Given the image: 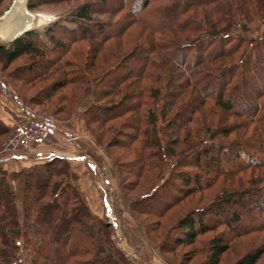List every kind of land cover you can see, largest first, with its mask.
<instances>
[{"label": "trees", "instance_id": "16d2710c", "mask_svg": "<svg viewBox=\"0 0 264 264\" xmlns=\"http://www.w3.org/2000/svg\"><path fill=\"white\" fill-rule=\"evenodd\" d=\"M133 1L128 7L133 16L127 26L134 21L141 23L150 33L149 39L138 45L136 65L130 64L119 73L114 67L104 76L101 94L107 95L108 86L123 85L133 78L143 87L129 98L142 94L153 104L159 101L158 113L149 106L140 114L139 126L131 125L136 132L130 144L137 157L136 172L159 168V176L166 172L168 176L163 189L146 198L150 200L145 201L144 209L161 207L153 212L166 217L189 195L212 187L220 177L259 170L241 180V186L227 187L206 205L188 210L175 227L179 233L175 239L181 245H192L198 235L216 232L203 264H220L233 240L264 232V35H244L252 20L262 22L264 0ZM26 7L34 10L33 0H27ZM89 12L88 6L75 11L72 21L79 30H65L63 41L56 42L61 51L67 40L73 44L75 39L95 32L103 42L100 32L104 25H97L92 32L93 23L86 20ZM37 33L26 31L8 48L0 46L6 63L28 54L39 59L23 68L29 74L27 79L39 78L60 60V54L47 58L36 46ZM75 80L76 76L62 78L44 92L52 94ZM186 95V103L173 115V107ZM131 104H123V108L127 110ZM114 107L105 108L101 115L108 112L110 119L119 117L123 108L110 113ZM200 113L219 115V123L210 125L211 121L201 120ZM158 117L162 124L157 127ZM7 130L0 122V136ZM240 131L250 134L237 137ZM231 134L236 136L228 140ZM177 143L182 148L177 150ZM69 170L68 161L59 157L21 170L18 176L23 189L16 198L12 186L0 178L1 261L24 264L16 257L24 245L30 249V264H135L113 244L107 222L83 225L79 221L92 212L79 186L58 180L72 174ZM126 203L128 208L138 206L131 200ZM263 254L264 250H253L234 264H257Z\"/></svg>", "mask_w": 264, "mask_h": 264}, {"label": "rangeland", "instance_id": "374dc122", "mask_svg": "<svg viewBox=\"0 0 264 264\" xmlns=\"http://www.w3.org/2000/svg\"><path fill=\"white\" fill-rule=\"evenodd\" d=\"M12 1L0 0V16L10 7ZM131 3L134 1L33 0L35 9L31 12L49 18L46 28L40 31L37 29L36 46L42 49L47 58H55V54L58 56L60 54V60L56 61L52 69L41 73L39 78L27 79L29 74L24 72L23 68L39 62L38 58L28 54L9 64L0 56V113L7 116V122L2 119L0 122L8 129L7 132L9 131L0 136V178L2 177L12 186L13 195L16 198L23 189L22 178L18 176L21 170L32 168L35 165L40 166L59 157L50 152L47 158L41 159V155L37 152H22L17 158L14 156L9 158L3 152V143L8 140L16 123L48 117L54 121V124L57 123L75 133L78 138L72 140L71 135L69 140H77L79 143L77 147L85 156L82 160L91 167H88L89 175L83 165L71 166L69 164V172L72 174L58 177V180L61 178L64 183L72 182L79 187L80 179L83 180L88 197H85L81 188L80 191L83 193L88 210L92 212L89 218L83 215L80 217L79 221L83 225L88 222L98 224L101 220L107 222L110 226V239L113 244L135 264H203L208 244L216 232L198 235L192 245H181L175 239L179 235L175 229L178 221L188 210L206 205L218 192L227 187L241 186V180L249 177L252 171L257 173L259 170L254 169L234 176L220 177L212 187L189 195L183 203L171 209L165 215L166 217L153 212L161 207L153 211L144 209L147 208L144 206L145 201L150 200L146 198L155 193V190L160 192L168 176L167 172L159 176V168H152V171L141 168L139 172H136L137 169L133 166L137 164V157L130 149L136 132L131 125L139 126L140 114L147 111L149 106L150 108L152 106L154 112L158 113L159 101L155 100L153 104L151 99L145 95L142 97V94L129 98L130 94L139 92L141 86L143 87L140 80L133 81V78L126 80L123 85L108 86L107 95L102 96L101 94L104 76L114 71L112 70L114 67L119 69V73L130 64L136 65L133 61L137 54L136 51H139L138 45L150 36L141 23L134 21L127 26L133 16L128 8ZM82 6H88L90 9L86 20L93 23L91 31L95 30L97 25H104V31L100 34L105 38L102 42L101 39L95 37L98 34L95 32L92 33L94 35L75 39L76 43L73 44H70L71 40H67L64 49L66 51H61L56 42L63 41L62 36L66 33L65 30L78 29V25L72 20L75 17V11ZM248 24L251 25H248L249 29L244 31L245 36L264 35V18L262 22L252 20V23ZM117 30L119 32H116ZM46 33L50 37L49 40ZM77 34H80V31ZM11 42L0 43V46L8 48ZM72 76L77 77L74 83L67 84L49 95L44 92V89L53 82L59 83L62 78ZM188 98L189 96L186 95L173 107V115L180 110L181 103H186ZM121 103L122 105L119 106L121 108L124 107L123 104L128 106L130 103L133 104L127 110L123 108L121 115L117 118L110 119L108 112L101 115L100 112L105 108ZM119 107L112 108L110 113L118 112ZM21 110L25 112L22 113ZM14 112L22 117L16 116ZM103 117L104 121H102ZM200 117L201 120L203 118V120L211 121L209 123L212 126L219 123V115L211 117L200 113ZM161 121L162 119L158 117L157 127L161 126ZM249 134V131H240L237 137H245ZM161 136L163 137L162 134ZM235 136L231 134L228 140ZM163 139L165 141L164 137ZM48 144L49 141H47ZM179 148H182V145L177 143L176 149ZM40 150L48 151L49 147L46 146ZM88 182L91 186L89 188L86 186ZM45 200L50 199L45 198ZM129 200L132 201L134 207L138 206L128 208L126 202ZM95 208L99 209L97 212L100 214L93 212ZM150 209L152 210V207ZM75 236L79 235L75 234ZM148 243L157 245L159 248L151 247ZM263 248L264 232L251 233L237 238L230 243V248L223 255L220 264H234L246 253L256 249L263 251ZM16 254V257L24 264H30L31 253L27 246H20ZM104 254H107L106 249ZM0 264L7 263L1 261L0 258ZM257 264H264V254Z\"/></svg>", "mask_w": 264, "mask_h": 264}, {"label": "built area", "instance_id": "2783aa9c", "mask_svg": "<svg viewBox=\"0 0 264 264\" xmlns=\"http://www.w3.org/2000/svg\"><path fill=\"white\" fill-rule=\"evenodd\" d=\"M54 125V121L48 117L16 123L8 140L3 143V152L9 158H17L22 152H37L41 159L47 158V151L44 153L40 149L47 146ZM70 138L78 137L72 135Z\"/></svg>", "mask_w": 264, "mask_h": 264}, {"label": "bare ground", "instance_id": "6f19581e", "mask_svg": "<svg viewBox=\"0 0 264 264\" xmlns=\"http://www.w3.org/2000/svg\"><path fill=\"white\" fill-rule=\"evenodd\" d=\"M27 0H13L10 7L0 16V43L7 44L32 29H42L49 18L29 11Z\"/></svg>", "mask_w": 264, "mask_h": 264}, {"label": "crops", "instance_id": "0c3cea01", "mask_svg": "<svg viewBox=\"0 0 264 264\" xmlns=\"http://www.w3.org/2000/svg\"><path fill=\"white\" fill-rule=\"evenodd\" d=\"M20 112L24 113L25 110H21ZM14 114H16V116L18 115L17 112H14ZM18 116L22 117V115H18ZM6 117H7L6 115L0 113V119L7 122ZM71 135H75V133L73 131L68 130V128H64L63 126H60L56 123L55 127L51 131V134H50L49 139H48L49 144L47 146L49 147V150L47 151V153L52 152L54 155H57L61 158L66 159L71 166L83 165L84 169L90 175L89 168H88L90 166L88 164L86 165V163H84V161L82 159L85 156H84V154L82 155V151H80L81 149L77 147V146H79V143H77V140L76 141H70L69 140V137ZM80 183H81L80 188L84 192L85 197H88L87 192L85 190V184L83 183V180L80 179ZM90 183H91V180H90ZM86 186L88 188L91 187L89 182ZM97 210H99V209L95 208L93 210V212L100 214L99 212H97Z\"/></svg>", "mask_w": 264, "mask_h": 264}, {"label": "water", "instance_id": "95a60500", "mask_svg": "<svg viewBox=\"0 0 264 264\" xmlns=\"http://www.w3.org/2000/svg\"><path fill=\"white\" fill-rule=\"evenodd\" d=\"M28 31H37L36 29L28 30Z\"/></svg>", "mask_w": 264, "mask_h": 264}]
</instances>
